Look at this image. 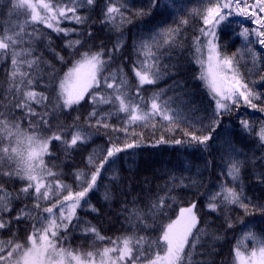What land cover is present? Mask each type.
<instances>
[{
	"label": "trees",
	"instance_id": "16d2710c",
	"mask_svg": "<svg viewBox=\"0 0 264 264\" xmlns=\"http://www.w3.org/2000/svg\"><path fill=\"white\" fill-rule=\"evenodd\" d=\"M43 1L58 28L0 0V264L32 239L155 264L185 212L177 264L264 253V0ZM210 47L227 98L204 81ZM90 56L97 82L66 107Z\"/></svg>",
	"mask_w": 264,
	"mask_h": 264
},
{
	"label": "rangeland",
	"instance_id": "374dc122",
	"mask_svg": "<svg viewBox=\"0 0 264 264\" xmlns=\"http://www.w3.org/2000/svg\"><path fill=\"white\" fill-rule=\"evenodd\" d=\"M26 3L32 12L33 17L36 20L44 22L46 25L53 28L59 27L61 18L60 13L63 10L54 11L51 6L47 5L43 0H20ZM39 2L40 6H37ZM209 57L206 59L204 67V81L211 88V90L218 96L226 97L228 88L236 90L237 87L231 81H228L225 77L221 76L218 71L220 65V59L215 51L214 47H210L208 50ZM99 60L95 56H90L78 62L73 69H70L64 82L62 83L63 101L66 107L81 101L88 90L97 82V69ZM227 80V81H226ZM227 98V97H226ZM182 217L176 220L173 225L167 226L164 235L165 250L164 254H158L157 262L155 264H177L171 249L172 236L175 228L178 227V231L187 227L189 220L193 217L190 213H182ZM183 218V219H182ZM111 246L107 249L102 257V263L119 264L117 259L112 257ZM59 247H54L53 242L46 240H33L32 245L25 251L18 264H89L90 262L84 261L78 257H71L61 251ZM236 263L237 264H264L263 252H257L253 255H243L242 252L236 250ZM157 256V255H156Z\"/></svg>",
	"mask_w": 264,
	"mask_h": 264
}]
</instances>
